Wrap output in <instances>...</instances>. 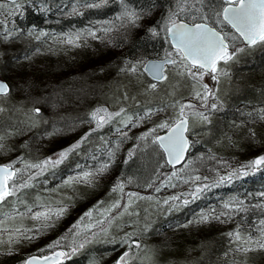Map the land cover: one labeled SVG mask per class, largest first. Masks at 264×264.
Segmentation results:
<instances>
[{"label":"rangeland","instance_id":"rangeland-1","mask_svg":"<svg viewBox=\"0 0 264 264\" xmlns=\"http://www.w3.org/2000/svg\"><path fill=\"white\" fill-rule=\"evenodd\" d=\"M39 1L18 0L20 7L16 8L12 3L0 0V5L3 6L0 8V61L5 53L9 55L15 51L11 45L6 46L5 42L16 34L12 30L17 18L23 16L27 6L31 4L40 6ZM116 1L72 0L68 4V9L63 12L64 17H75L88 8L116 4V10L113 12L115 14L112 16L114 20L87 21L83 27L71 26L63 32L50 29L37 32L29 30L27 36L29 38L33 36V40L38 39L41 43L40 48L33 51V55L38 57L37 61L48 57L49 59L44 61L48 60L49 68H54L56 63L51 60L62 58L59 59L58 70L65 65L67 68L63 70L74 78L80 73V69H77L79 62L76 60L82 57L84 49L90 50L93 44L103 43L105 50L110 53L112 49H116L118 40L127 37L129 32H138L140 29L146 31V25L150 26L148 32L153 39L162 38L165 42L163 32L167 33L166 21L173 12L177 11V0H163L168 2L165 14L161 20L157 21L155 17L152 22L146 20L139 9L127 0ZM188 16L181 13L177 21L195 23L199 20L198 14L191 20ZM219 28L229 38V51L236 54L227 64L221 62L218 65L220 71L215 73L218 77L216 80L212 79V75H205L201 81L193 80L187 74H181L184 72L182 67L169 64L165 69L167 79L154 82L144 72V64L148 59H140L139 55L133 60L124 57L123 66L120 65L107 84L87 94L89 102L87 105L90 106L87 121H84V124L70 125L71 130L50 132L47 139L38 132L37 127L41 126L39 129H42L43 124H39L40 121L34 114L35 105L32 96L23 92V85L19 81L14 79H10V83L6 81L12 91L9 90L6 95L0 96V109H2L0 156L5 154L6 146L12 148L15 144L24 150L32 141H45L46 144L45 150H39L28 159H20L22 154L13 158L14 161L20 159L18 164L13 165L17 171L16 183L21 182V177L27 180L29 176H33L34 179L31 181V186L16 192L14 205L0 208V259L6 256H19L23 258L21 263L23 264L31 254H37L39 251L45 254L60 249L66 253L64 259L66 262L82 254L87 256L94 250L109 248L113 250L107 253L106 257L112 258V264H122L119 258L125 253L128 254L127 264H190L204 256L198 247L191 248L199 244V238L194 236L213 232L215 241L223 244L224 248L220 264L264 262V248L259 246V243H264V235H262L264 225L260 223L264 220V195H262L264 185L254 191L232 193L226 198L219 197L212 202L201 204L197 209L193 208L194 211L188 220L173 229L165 231L160 226L166 217L192 207V204L196 205V202L207 193L225 189L254 170L248 167L252 162L247 163L240 159L238 153L245 150H242L244 147L241 144H237L238 138L228 136L226 140L218 144L214 143L209 154L201 151L192 157L187 156L181 166L174 168L168 166L161 148L151 143L154 137L169 130V128H159L158 125L167 122L171 127L179 119V105L191 104L192 108L185 109L189 120L188 135L191 145L199 144L207 135L205 131L207 124L216 114L224 110L223 99L234 92L235 86H240L241 79L243 81L246 79V74L243 72L245 68L241 67L242 63L264 51V43L245 46L230 27ZM151 29H156L157 34L153 35ZM89 32H95V38L89 35ZM234 35L237 38L233 40L231 37ZM69 39L74 42L68 43ZM239 49L242 51H237ZM120 55L124 54L120 52ZM162 57L178 59L177 53L172 51L164 53ZM27 63L26 66H29L36 62L28 60ZM70 63L75 65V69L69 68ZM25 68L29 74H35L36 68ZM132 68L136 71H132ZM88 81L89 79L83 82L85 83L82 84L83 87L72 86L75 97L77 95L78 99L85 97L86 88L90 86ZM252 82L256 86L264 85V73L257 79L253 78ZM153 84L156 85L155 89L151 87ZM42 85H48V82L44 81ZM202 85H207L211 90L207 101L197 99L195 96L197 91L203 95ZM62 88L64 89L62 92L65 93L70 87ZM63 93L58 95L55 93L52 97L57 100L64 99ZM213 104L216 108L211 107ZM238 109L241 111L239 112L241 117L244 115V106L241 105ZM98 110H106L100 115L105 116L107 120L99 128L97 120L93 119L92 115ZM263 111L264 108H261L260 112ZM118 112L121 115L116 116L115 113ZM194 113H203L207 116V120ZM107 114H113L112 118L108 119ZM241 125L243 131L249 133H254L261 127L257 125L258 127L247 130V126L244 128V124ZM152 129H156L152 136L147 140L140 139ZM85 136L87 139L80 147L56 167H47L40 175H36L39 169L27 167L42 163L49 158L55 160L62 151L81 141ZM130 152L133 153L131 157ZM258 155L264 156V151ZM146 156H150L151 165L142 179L130 176L126 178V174L120 176L124 173L123 170L128 162ZM103 163H109V168L104 173L91 178V182L75 179L85 171L95 173ZM119 166H122V172L117 170ZM174 172L175 176L172 175ZM232 173L235 174L231 175L229 180L228 177ZM197 176L200 177L199 180L195 179ZM221 177L225 178L223 182L220 180ZM117 183L124 184L122 192L113 191ZM157 188L159 191L156 190ZM197 188L202 191L196 192ZM22 190H25V193ZM132 193L136 195L130 197L129 194ZM172 197L179 199L172 200ZM166 200L168 203H164ZM117 203L119 207H113ZM226 204L229 207L226 208ZM61 208L64 209V213L59 217L53 216L47 221L33 219L38 212ZM89 212L92 213L91 217L85 215ZM204 215L208 216L206 221L201 220ZM74 225L79 227L73 228ZM17 229L20 231L17 232ZM70 229L72 231H69ZM54 230H60L62 233L56 239H53ZM237 232L241 236L240 241L235 239L234 234ZM57 240L61 241L59 245L49 247ZM81 244L84 245L82 248ZM243 247L251 250L241 251ZM73 248L76 249L75 252L72 251ZM99 259L98 255L92 254L83 261V264H99Z\"/></svg>","mask_w":264,"mask_h":264},{"label":"trees","instance_id":"trees-1","mask_svg":"<svg viewBox=\"0 0 264 264\" xmlns=\"http://www.w3.org/2000/svg\"><path fill=\"white\" fill-rule=\"evenodd\" d=\"M71 1L72 0H40V6L36 4L27 6L24 9L23 16H19L17 22L14 24L15 26L12 31L16 34L8 38L5 42V45H11L17 54H15V51H13L12 54L9 53V55L5 53L0 61L1 78L9 83L10 79L19 81V83L23 85V92L30 94V96H32L31 98L34 99V114L36 118L39 119V124H43L42 129H39L41 126L37 127V129L38 132L42 134V137L46 139L49 137L48 135L50 132L55 133L57 131L71 130L72 128L69 127L70 125L74 126L78 123L84 124V121H87L90 108V106L87 105L89 103L87 101V94L89 92H95L94 89H101L106 85L109 79H111V76L116 74L120 65L123 66L124 57L133 60L136 55H139L140 59H154L162 57L164 53H170L171 51L173 53L176 52L170 45L167 33L163 32V37L166 38L165 42L162 38H160V40L153 39L152 35L148 32L150 26L146 25V31L140 29L138 32H129L127 37L121 41L118 40V43L116 42L115 45L116 49H112L114 52L112 50L110 51L111 56L109 51L105 50L103 43L93 44L90 50L84 49L82 51V57L76 60L79 62L77 69H80V73L74 78L68 74L69 72L65 71L67 66L63 65L62 68L58 70L59 59L62 58L57 57L51 60L56 64L54 68H49L48 60L44 61L49 59L48 57L37 61L38 57L33 55L34 49L38 50L41 43L38 39L33 40V36L31 38L27 36L29 30L37 32L50 29L52 31L57 30L58 32H63L71 28V26L83 27L87 21L114 20L112 16L115 14L113 12L116 10V4L105 5L104 7L94 9L88 8L79 16L64 17L63 12L68 9V4ZM114 1L117 2L116 0ZM127 1L136 6L141 12V15L149 22L154 21L155 17H157V21L159 19L161 20L165 14V9H167L166 7H168V2L163 0ZM190 3H195V1H190ZM60 8H63V10H60ZM191 14H195V9H190V11L184 13V15ZM55 20H61V22H55ZM197 22L202 21L199 19ZM34 35L36 36L35 33ZM11 42L14 43L10 44ZM120 52L124 55H120ZM28 60L35 61L36 63L26 66ZM69 66V68L75 69V65L70 63ZM25 67L36 68L34 71L35 74H29ZM241 67L245 68L243 72L246 74V79L244 81L241 79L240 86H235L233 89L234 92L223 99L222 105L224 110L216 114L214 119L207 124L205 129L207 135L204 136L203 140H201L199 144H190L188 157H192L201 151L209 154L214 143L218 144L220 141L226 140L228 136L234 139L238 138L237 144H241L242 147H244L242 150L245 151L238 153L242 161L251 163L260 157L258 154L261 151H264V111L263 113L260 112V109L264 108V85L256 86V84L252 82L253 78L257 79L259 75L264 73V51L250 57L246 63H242ZM88 79L90 86L86 88L87 93L85 97L78 99V95L75 97L72 93V90H74L73 87H83V85H85L83 82ZM44 81H47L48 85L43 86L42 84ZM19 87L21 88V86ZM62 87L70 88L69 91L63 93L62 90L64 89ZM10 91H12V88ZM55 93H57V95L58 93L65 94L64 99H54L53 94ZM241 105L244 106V115L240 117L239 112L241 111L239 109L237 110V108ZM36 109L40 111L37 113L35 111ZM241 124H244V128L247 126V130H250L251 127H261L255 130L254 133H249L246 130L243 131ZM235 133L237 135H235ZM45 144V141H32L31 144L27 146V149L24 150L20 149L17 145L15 146V144L12 148L6 146L5 154L0 156V164L8 163L16 165L20 162V159H28L29 156L39 150H45ZM20 154H22V158H18V160L14 161L13 158ZM149 158L150 156L139 158V160L134 159L128 162L129 164L125 166L124 170L121 168L122 166H119L117 170L119 172L123 170L124 173L120 175L121 177L123 174H126V178L130 176L142 179L141 177L146 174L145 172L150 168L151 161ZM263 185L264 164L258 165L251 171V174L234 182L233 185L230 184L225 189H218L207 193L201 200L196 202V205L192 204V207L182 209L166 217L160 226L165 231L173 229L188 220L190 214L194 211L193 208L197 209L201 204L212 202L215 198L219 199V197H222V199L226 198L232 193H241L242 191L245 192L248 190L254 191ZM23 192L25 193V190ZM27 193L28 191L26 190V195ZM14 197L15 196L8 197L5 202L0 205V208L4 206L8 208L14 205ZM60 234H62L60 230H54L53 239L59 237ZM213 235V232H207V234H203L202 236H194L199 238V244L193 245L191 248L195 246L198 247L199 251L203 252L204 256L202 259H196L190 262V264H220L224 248L222 247L223 244H218V242L215 241ZM112 250L113 249L109 248L94 250L87 256L82 254V256L76 257L74 259L76 260L75 262L74 260H68L61 264H83V261L92 254H96L100 257L99 264H112V258L110 257V259H107L106 257L107 253ZM43 253L44 252L39 251L37 254ZM22 260L23 258L19 256H6L0 259V264H21ZM261 264H264V262Z\"/></svg>","mask_w":264,"mask_h":264},{"label":"snow or ice","instance_id":"snow-or-ice-1","mask_svg":"<svg viewBox=\"0 0 264 264\" xmlns=\"http://www.w3.org/2000/svg\"><path fill=\"white\" fill-rule=\"evenodd\" d=\"M12 4L16 8H19L20 5L17 3V0H11ZM177 11L173 12L168 20L166 21L167 32L171 38V42L175 46V51L177 53L178 59L168 58L166 63L172 65H179L184 69V72L181 74H187L193 80L201 81L205 75H212V79L216 80L218 77L215 73L219 72L220 69L218 65L223 62L227 64L229 61L235 58V52L229 51L228 36L222 31H218L219 27H230L234 29L235 33L238 34L247 45L254 46L258 42L264 43V0H195V3H190V0H177ZM199 5V7H197ZM89 7H98L99 5H88ZM3 6L0 5V8ZM190 9H195V14L189 15L188 19H195L196 14L199 15V19L202 21L200 23H194L189 25L183 21L177 22V18L181 13L190 11ZM134 22V21H133ZM215 25V27L213 26ZM153 35H156V29H151ZM93 38H95V32H89ZM79 38V37H77ZM234 35L231 39H236ZM68 43H73L72 39L67 41ZM237 51H242L239 49ZM136 71L135 68L131 69ZM151 70L153 72L154 78L157 80L167 79L163 75V65L162 64H153L151 65ZM155 89L156 85H151ZM204 90L203 95L201 92L197 91L195 96L197 99H202L207 101L211 90L208 89L207 85H202ZM9 89L6 84L0 83V96L6 95ZM191 104H181L179 105V119L174 126H169L167 122L161 123L158 125L159 128H169V134L167 136H156L152 139L151 143L158 145L160 148L167 153L168 160L167 162L173 166L180 163L184 158V153L189 147V141L185 136V133L189 130L188 118L185 114L186 108H192ZM212 108H216V105L213 104ZM2 111V109H0ZM37 113L39 109L35 110ZM101 112H106V110H98L93 113V119L97 120V127H101L102 123L107 122L105 116H101ZM113 114H107V118H112ZM116 116L121 115L120 112L115 113ZM194 115H199L203 120H207V116L203 113H194ZM156 129H152L150 132L145 133L140 139L147 140L149 136H152ZM2 139V137H0ZM87 139V136L83 137L81 141L77 142L74 145H71L68 149L62 151L59 156L53 160L51 158L43 161L42 163L28 165V168L39 169L40 171L36 175H40L47 167H56L58 164L62 163L70 153L74 152L80 147L83 141ZM132 152L129 153L131 157ZM191 163V161H189ZM264 164V156L259 157L257 160L253 161L248 167L255 169L258 165ZM109 163H103L95 173L85 171L81 176L76 177L75 179L82 182H91L97 174L104 173L109 168ZM187 167V165H185ZM230 174L228 179H231ZM247 174V173H245ZM173 176L176 175L174 172ZM17 172L13 170V165H6L0 167V205H2L8 197L16 195V192L20 189L31 186V181L34 179L33 176H29L27 180H24L21 177V182L16 183ZM171 177L169 178V180ZM196 180H199L200 177H195ZM206 179V178H205ZM224 177H221V182L224 181ZM10 181H12L10 185ZM69 183L71 181H68ZM187 182V181H186ZM174 186V185H173ZM207 187V185L205 186ZM124 188L123 183H117L113 191L122 192ZM159 191V188L156 189ZM202 189L197 188L196 192H200ZM135 193L129 194V196H135ZM264 195V193H262ZM140 199H145L140 197ZM150 199V197L148 198ZM172 200H178L179 197H172ZM168 203V201H164ZM187 203V201H185ZM113 207H119V203L113 205ZM229 207V205H225ZM30 211V209H29ZM127 211V208H125ZM64 209H58L55 211L47 212H38L33 216V219L40 220L44 219L45 221L51 220L53 216L59 217L63 215ZM88 217H91L92 213L85 214ZM208 219L207 215L201 217L202 221ZM261 225H264V220L260 221ZM79 225H74L73 228H78ZM92 227V225H89ZM20 230L17 229V232ZM69 231H72L70 229ZM231 235V234H230ZM235 239L237 241L241 240L239 232L235 233ZM262 235H264V230H262ZM32 239L33 237H27ZM64 239V238H62ZM61 243L60 240L55 241L49 247H55ZM247 243V242H245ZM259 243V242H257ZM84 245L81 244L82 248ZM261 248H264V243H259ZM75 248L72 249L75 252ZM248 247L241 248V251H250ZM66 253L60 252L56 254V258L65 256ZM127 253L121 257L122 264H127ZM49 257H44V261H48ZM28 264H40V262L34 257L28 261Z\"/></svg>","mask_w":264,"mask_h":264},{"label":"water","instance_id":"water-1","mask_svg":"<svg viewBox=\"0 0 264 264\" xmlns=\"http://www.w3.org/2000/svg\"><path fill=\"white\" fill-rule=\"evenodd\" d=\"M5 1H6V2H9V3H12L11 0H5ZM17 1H18V0H17ZM181 21H183L184 23H187V24H189V25L194 24V23H191V22H188V21H184V20H180V21H177V22H181ZM195 23H200V22H195ZM217 30H218V29H217ZM232 30L235 32L234 29H232ZM218 31H220V30H218ZM222 33H223V32H222ZM236 34H237V33H236ZM237 35H238V34H237ZM167 37H168V39H169V42H170L171 47L175 50V46H174V44L171 42V38H170L168 32H167ZM240 39H241V38H240ZM241 40H242V39H241ZM242 42L244 43V45L249 46V45H247L243 40H242ZM228 43H229V49H230V42H229V40H228ZM168 58H171V57H159V58H154V59H148V60L145 62V64H144V72L146 73V75H147L151 80H153L154 82H160V81H162V80H157V79L154 78L153 72H152V70H151V65H153V64H162V65H163V75L165 76V69H166L167 65H169L168 63H166V60H167ZM0 83L6 84V85L8 86V89L10 90L8 83H7L5 80H3L2 78H0ZM8 92H9V91H8ZM177 122H178V121H177ZM188 124H189V120H188ZM172 126H174V125H172ZM168 134H169V130H167L165 133H163V134H161V135H159V136L163 137V136H167ZM185 136H186V138H187L188 141H189V147H188V149H187V150L185 151V153H184V158H183V160H182L180 163L176 164L175 166H173V165H171V164H169V163L167 162V160H168L167 153L164 152V150L161 148V150H162V152H163V154H164V156H165L166 162H167V164H168L169 167H173V168H174V167H178V166H181V165L185 162V160H186V158H187V156H188L189 149H190V140H189V136H188V131L185 133ZM6 165H7V164H0V167L6 166ZM13 170L16 171L15 167H13ZM16 172H17V171H16ZM9 183H10V185H11V181H10ZM60 252H63V251L60 250V249H58V250H55V251L50 252V253H45V254H33V255L28 256V257L25 259V261L23 262V264H28V261L31 260V259H33L34 257L40 262V264H60V263H62V262L64 261V258H65V256L60 257L59 259L56 258V254H57V253H60ZM44 257H49L50 259H49L48 261L45 262V261H44ZM119 261H121V257H120Z\"/></svg>","mask_w":264,"mask_h":264}]
</instances>
